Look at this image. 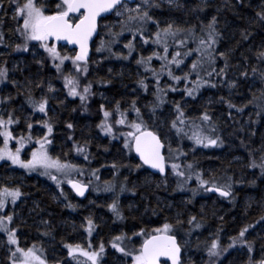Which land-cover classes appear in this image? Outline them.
Wrapping results in <instances>:
<instances>
[{
	"label": "trees",
	"instance_id": "16d2710c",
	"mask_svg": "<svg viewBox=\"0 0 264 264\" xmlns=\"http://www.w3.org/2000/svg\"><path fill=\"white\" fill-rule=\"evenodd\" d=\"M0 2L3 4L0 8V33L4 35V44L0 45V65L8 69V81L0 84V98L8 95L13 97L9 103L0 106V113L6 116L8 110L15 109L16 115L21 118L19 125H13L15 134H27V117L32 116L33 122L47 118L41 113H32L26 103L28 92L30 90L36 99L46 95L49 99L48 117L54 126L51 137L53 142L48 146L49 154L63 162L77 165L83 174L73 173L70 178L89 184L91 188L87 200L80 202L73 198L63 184V198L57 202L53 198V187L48 191L47 187L40 185L41 182L34 183L30 176L19 171L25 178V186L20 188L23 193L20 199H23V202L14 206L9 203L8 211H11L10 214L14 213L10 227L18 229L21 247L36 244L43 249L47 264H77L68 257L65 244H80L85 248L91 244V250H98L99 245L103 243L105 251L100 257V264H111L108 261L113 258L117 259L114 264H125L126 259L130 264V257H123L111 247L112 240L106 241V238L112 234L113 237L125 235L131 237V241H126L128 246L138 248L143 237L133 236V233L141 229L151 231L162 227L164 223H170L174 225L173 232L182 249L181 264H207V246H210L212 239L218 237L221 247H227L231 243L230 238L237 237L242 228L250 225L245 239L252 243L254 251L251 255L256 260L260 259L264 251V220L261 219L264 216V174L258 167H249V164L252 160L259 163L264 149V111L258 107L264 105V99L253 103L249 101L253 96L260 97L261 90L264 89V83L258 75L251 72L253 64L264 68V64L258 63L253 56L258 48L264 47V28L258 23H253L257 19L255 13L260 10L264 0H203V3L201 0H176L175 5H170L166 0L160 3L159 8L152 10V15L159 21H174L183 27L195 25L197 33L201 24L206 25L215 16L220 37L216 45L217 59L214 67L219 71L225 66V60L218 56L219 52L228 54L229 64L223 81L218 77L214 78L216 87L201 88L195 99L184 97L183 92L180 95V103L189 120L200 117L205 110L208 111L216 127L215 135H219L222 141L219 146H197L187 137L180 138L171 132L167 122L163 129L156 128L160 118L154 117L153 113L143 117L145 124L155 130L162 139L164 134L171 137L169 142L164 140L169 166L163 177L152 176L143 167H135L138 162L132 153L123 147L124 137L119 132L113 139L103 135L97 128L102 119L99 110L101 104L112 109L116 102L120 101L121 109L124 110L128 109V88L133 89L132 98L142 97V94L150 96L153 93L151 83L146 81L148 72L136 63L137 58L149 56L148 49H151L153 44L150 43L151 45L145 48L147 54L142 52L141 55H135L138 46H143V43L139 36L133 40L132 34L126 31L117 38V45H111L112 52L118 53L117 49H120L118 54L127 55L128 50L124 45L132 40L136 48L132 52L133 63L129 60L130 56L124 60L110 53L104 54L106 50L98 53L96 48L100 46L101 40L107 42L109 29H120L119 23L113 21L112 17L102 21L100 34L92 47L89 72L86 77H81V87L92 83V95L87 100L88 110L85 111L79 98L67 96L63 88V78L58 75L52 61L47 59V54L43 53L38 44H35V47L30 46L28 52L14 50L15 45L22 41L15 31L17 22L13 17L9 19L7 15L13 8L9 6V0ZM47 2L53 10L56 1ZM160 23L161 27L165 24ZM153 27L155 28V25H148L146 35ZM245 30L252 34L247 40H242L241 33ZM58 50L62 55H74V52L66 48L58 46ZM245 56L249 59L247 79L240 77V72L246 67ZM41 57H44V66L35 62ZM65 64L67 67L64 72L67 73L72 69V64L71 61H65ZM152 66L160 64L154 66L152 62ZM185 66L187 67L183 69L187 71L188 63ZM129 76L132 77L131 80L128 79ZM164 76L160 78L161 84L165 83ZM140 79H144L148 85L147 91L138 87L137 81ZM13 80L17 82V87H13ZM231 81H237L236 88H228L227 83ZM37 82H41L42 87H35ZM49 83L55 91L54 94L47 92ZM178 86L181 90L184 88L183 83ZM227 102L236 107L244 106V111L229 109ZM257 112L260 114L257 115ZM174 116L175 114H172V118ZM68 123L74 127L68 129ZM120 130L127 132L128 128L121 126ZM37 134L42 135L43 131L39 124L34 123V138ZM69 136L73 139H68ZM174 139L176 141L172 144ZM85 140L89 141L88 160L73 149L74 143L83 144ZM169 145L173 150L171 158ZM36 147L38 145L34 143L28 144L25 147V155L29 156ZM177 149L183 155H178ZM171 163L180 164L186 172L189 171L186 166L193 165L191 179L184 183L183 190L178 187L181 178L172 173ZM113 164H116L117 168L114 169ZM4 170L15 169L8 162L7 165L0 164V172ZM197 173L203 179L214 180L218 184L230 183L232 195L221 198L198 189ZM106 182L115 185L114 192L104 191ZM121 185L125 189L123 192L120 191ZM192 189H198L195 196ZM114 199L118 200L122 219H117L108 207ZM68 204L74 207L69 208ZM191 217H196V222L201 224L200 228L196 229L188 224ZM87 218H91L95 225L91 235L85 231ZM178 219L183 223L177 225ZM44 221L47 223H43ZM45 232L48 235H42ZM3 234L0 233V240L7 249V254L3 248L0 249V264H10ZM248 258L247 248L237 245L220 256L216 264H248Z\"/></svg>",
	"mask_w": 264,
	"mask_h": 264
},
{
	"label": "snow or ice",
	"instance_id": "6c2138e0",
	"mask_svg": "<svg viewBox=\"0 0 264 264\" xmlns=\"http://www.w3.org/2000/svg\"><path fill=\"white\" fill-rule=\"evenodd\" d=\"M170 5H175L176 0H168ZM203 3V0H201ZM9 6L13 8V20L17 22L15 29L22 43L15 45V51L28 52L31 47H35L32 42H36L43 53L47 54V59L52 61V66L56 69L59 76L63 78V88L66 90L67 96L79 98L81 107L87 111V100L92 95V83L84 84L81 88V77H86L89 72V43L94 35L98 34V19L103 18V14L114 13L119 18V32L111 31L109 35L112 37L109 41H100V46L96 48L97 52L108 51L111 55L118 59L127 60L134 51V44L129 40L124 47L128 50L127 55L112 52L111 45L117 42V38L123 35L124 32H130L133 40L139 36L143 44L149 43L155 45L159 50L147 57L141 56L136 60L137 65L144 68L145 72H150L156 82L154 93L155 101L151 105L153 113L161 105L165 104L166 96L169 91H182L184 96L195 99L200 89L203 87H216L213 82L214 78L218 77L221 81L224 80L226 70L229 67L228 54L219 52L220 59L225 60V66L219 71L214 67L217 59V42L220 33L216 28V17L205 25H200L199 33L196 31V26L183 27L176 24L174 21L166 22L163 27L158 19L152 15L154 8H159L160 4L156 0H141L135 7L129 6V0H57L55 9L49 8L47 0H9ZM3 7L0 2V8ZM256 20L253 23H258L264 28V3L260 5V10L255 13ZM153 24L156 27L154 32H148V25ZM107 27V25L105 26ZM252 33L246 30L241 33L242 40H247ZM60 42L64 45H72L71 49L74 55L61 54L58 50ZM239 44L240 41H237ZM4 44V35L0 33V45ZM191 45H195L192 47ZM7 46V45H5ZM251 51V49H249ZM35 55V54H34ZM195 55L196 59L192 60L187 71H184L182 65L185 60ZM253 56L255 60L264 64V47L258 48ZM160 61L159 69L152 66L153 60ZM65 61H71L72 69L67 73L64 68L67 67ZM245 69L240 72V77L247 79V65L249 59L244 57ZM37 64L44 66V57L35 61ZM208 69H211L210 71ZM181 71L182 75H177L176 72ZM251 72L258 75L260 81L264 83V68H258L255 64L251 65ZM167 75L172 83L166 88L161 87V76ZM194 79H190L193 77ZM207 77V78H205ZM8 81V69L0 65V84ZM183 82L184 88L179 89L178 85ZM13 87H17L16 81H11ZM31 85V82H29ZM138 87L147 91L148 85L144 79L137 81ZM228 88H236L237 81L227 83ZM35 87H42L41 82H37ZM54 91L51 83L48 84L47 92ZM13 97L11 95L0 98V106L9 103ZM223 99V98H221ZM264 99V89L261 90L260 97L253 96L249 103L256 100ZM26 103L32 109V113H41L46 119L36 120L33 122L32 116L26 118L27 134L21 132L15 134L13 125H19L21 118L16 115V110L7 111L6 116L0 113V161L10 162L12 166L22 168L27 172H39L40 175L48 177L57 188L66 180L71 188L78 196H84L89 184H84L78 180L70 178L73 173L83 174L82 170L75 164L61 161L60 158H53L48 151V146L52 144V134L54 126L51 118L48 117L49 99L46 95H42L39 99L33 97L29 90L26 97ZM63 103V101H61ZM175 116L170 121V129L174 130L178 137H187L192 140L195 145L207 147H217L222 143L219 135H215L216 127L212 123V118L208 111L205 110L200 117L189 120L179 101L173 102ZM229 109L236 108L237 112H243L244 106L236 107L231 102H227ZM246 106V105H245ZM261 111H264V105H258ZM102 119L97 128L105 136L116 138V133L119 132L124 137L123 147L129 151H135L141 163L135 165L137 169L143 166L158 171L162 176L166 173L167 161L163 154L165 143L160 135L155 131L149 130L148 126L142 119L140 108L137 107L136 100L131 102L129 109H121V102L117 101L112 109H108L104 104L100 105ZM135 113V119L129 121L128 113ZM260 112H257L259 115ZM197 120L199 122H197ZM34 123L40 125L43 134H37L34 138ZM121 126H125L130 131H121ZM68 129L74 126L71 123L66 124ZM68 139H73L69 136ZM15 142V149L9 147L12 142ZM34 143L38 147L31 151L30 158L22 159L21 153L24 151L27 144ZM89 141L85 140L83 144L76 142L73 144V149L77 154L84 156L85 160L89 159L87 152ZM169 153L173 152L169 145ZM178 155H183L176 150ZM178 158V156H177ZM112 167L117 168L116 164ZM172 173L181 178L178 181V187L183 190L184 183L191 179L192 164L186 167L189 171L182 170L178 163H171ZM249 167L259 168L264 174V149L260 157V162L256 163L252 160ZM95 175V172H93ZM98 179V177H97ZM198 189H203L204 192H216L221 197H230L232 195L230 183L218 184L214 180H205L199 173L196 174ZM231 178L229 177V180ZM198 189H192V194L195 196ZM125 189L120 186V191ZM104 191L114 192L115 185L106 182ZM64 193L61 192V195ZM23 195L19 187H9L0 185V233L6 236V244L9 252L8 259L10 264H47L44 257L43 249L33 244L31 247H21L18 240V229L10 227L14 220L13 214H5V209L10 203L15 205ZM67 207L74 206L68 204ZM117 219H122L119 209L118 200L114 199L108 206ZM264 220V216L261 217ZM43 223H47L44 221ZM181 220H177L176 224H182ZM85 231L91 235L95 225L91 218L86 219ZM188 224L196 229L201 227L199 222H196V217H191ZM246 226L242 228L237 237H232L231 243L227 247H221L219 239H212L210 246H207V256L209 260L207 264H216L217 259L227 252L230 248H235L237 245L246 247L249 253L248 264H264V251H262L260 259L256 260L251 255L254 251L252 243L245 239V234L248 231ZM174 225L164 223L162 227H158L148 231L141 229L139 232L133 233V236L143 237L140 246L129 247L126 241H131V237L125 235H117L111 241V247L123 257H130V264H181V246L177 241V237L173 232ZM42 235H48L47 232ZM68 257L77 260V264H100V257L103 255L105 248L104 244L99 245L98 250H91L92 245L87 248L80 244H65ZM77 255L84 257L83 261L78 260ZM125 264H128L126 259Z\"/></svg>",
	"mask_w": 264,
	"mask_h": 264
},
{
	"label": "rangeland",
	"instance_id": "374dc122",
	"mask_svg": "<svg viewBox=\"0 0 264 264\" xmlns=\"http://www.w3.org/2000/svg\"><path fill=\"white\" fill-rule=\"evenodd\" d=\"M49 1H52V0H49ZM56 2H57V0H55ZM164 1H166V0H156V2L157 3H164ZM141 2V0H139V1H137L136 2V4L137 3H140ZM136 4H134V5H132V6H130V7H135L136 6ZM55 9V5L53 6V10ZM7 13V12H6ZM13 11L12 10H10V12H8L7 13V15H8V18L9 19H11L12 17H13ZM112 19H113V21H117L116 23H119V18L113 13V15H112ZM160 22H162V24H164V23H166V21H164L163 19H161L160 20ZM156 28V27H155ZM155 28L153 27V29H151L150 30V32H149V34L151 33V32H153L154 30H155ZM120 31V29L119 30H116L115 32H119ZM110 39H112V37L108 34V36H107V41H109ZM34 45L35 44H37L36 42H32ZM143 43V42H142ZM116 45H117V43H116ZM149 45H151L150 43L149 44H147V45H145V44H143V46H138V50H136L137 51V53L138 54H143L142 52H144L145 54H147V47L149 46ZM122 46V45H121ZM146 48V49H145ZM117 49V48H116ZM136 48H134V50H135ZM149 50V55H151L152 53H153V51H158L159 49L155 46V45H153L152 46V48L151 49H148ZM116 51V50H115ZM117 52L119 53L120 52V49H117ZM122 52V51H121ZM99 53V52H98ZM104 54H109V52H107V51H105L104 52ZM157 70L159 69V66H156L155 67ZM182 68H184V66H182ZM176 74L177 75H182L183 73L181 72V71H177L176 72ZM147 75H148V77L146 78V81L147 82H150L151 83V86H152V90H153V93L149 96V95H147V94H142V97L140 96V97H137V98H131L130 97V95H132L133 94V90L132 89H130V88H128V108H130V105H131V102L133 101V100H136V102H137V106H139L140 108H141V111H142V115H143V117H145V116H149V115H151L152 113H153V111H152V109H151V105L154 103V101H155V97H154V93H155V89H156V82H155V80H154V78L152 77V75H151V73L150 72H148L147 73ZM165 83H162V84H160V86L161 87H167L168 85H170L171 83H172V81H170L169 80V78L167 77V75L165 74ZM131 76H129V80H131ZM191 79V78H190ZM134 81V80H133ZM181 83H183V82H181ZM48 87V86H47ZM179 87V86H178ZM82 88V87H81ZM181 92L182 91H176V92H171V91H169L168 93H167V96H166V103L165 104H163V105H161L159 108H157L156 110H155V113H153V116L154 117H156V118H160L159 119V121H158V123L156 124V128H158V129H163L164 128V126H165V124H166V122H167V125L170 127V121L173 119L172 118V114H175V112H174V106H173V102H175V101H179L180 102V100H181ZM53 94L55 93V91H53L52 92ZM172 130V129H171ZM128 131H130V129L128 128ZM165 133H166V131H164ZM171 132H173V133H175V131L174 130H172ZM166 134H168V133H166ZM164 137H163V140H166L167 142H169L170 140H171V137H169L168 135H163ZM176 140L174 139V140H172V144L175 142ZM13 143H15L14 141H13ZM10 144L9 145V147L10 148H12L13 150L15 149V146L16 145H14V144ZM28 146V144L26 145V147ZM197 146H199V145H197ZM129 151V150H128ZM27 152H26V149H24V151L21 153V157H22V159H28V158H30V154H29V156H27V155H25ZM58 154V152H56V154L55 155H57ZM53 158H54V156H53ZM2 163H5L6 165L8 164V162L7 161H0V164H2ZM10 166L12 167V168H14L15 170H4V171H1L0 172V185H6V186H9V187H19V188H21V187H23V186H25V184H24V181H25V178L23 177V174H21V173H19V171H23V173H25V174H27V175H34V174H36V175H38L41 179L43 178V179H45L46 178V176H42V175H40L39 174V172H27L26 170H24V169H22V168H19V167H15V166H12L11 164H10ZM168 168V167H167ZM53 183V182H52ZM54 184V186L56 187H54V195H53V198H54V200L55 201H57L58 200V194H61V192H62V188L60 187V188H57V186H56V184L55 183H53ZM64 184V185H63ZM67 181H64L62 184H61V186L63 185V186H67ZM21 198V197H20ZM23 202V199H19L16 203L19 205V204H21ZM58 202V201H57ZM89 204H90V201L88 202ZM8 209H9V207H8V205H7V207H6V211H5V214H7V213H9V212H11L10 210L8 211ZM130 209H132V208H130ZM107 210H108V208H107ZM131 231V230H130ZM129 233H132V232H129ZM3 236L6 238V236H5V234H3ZM109 238H111V239H109ZM109 238L107 237L106 238V241L107 240H112L113 239V234L112 235H109ZM142 242V241H141ZM140 242V243H141ZM82 247H84V245H81ZM139 246H140V244H139ZM1 248H3V250H5L6 251V254H7V249L4 247V245H2V242H1V240H0V249ZM77 258H78V260H80V261H83L85 258L84 257H80V256H78L77 255ZM75 263H77V260L76 259H72ZM115 261H117V259H115V258H113V260H109L108 262H110L111 264H114V262ZM115 264H117V263H115Z\"/></svg>",
	"mask_w": 264,
	"mask_h": 264
},
{
	"label": "flooded vegetation",
	"instance_id": "af4514ba",
	"mask_svg": "<svg viewBox=\"0 0 264 264\" xmlns=\"http://www.w3.org/2000/svg\"><path fill=\"white\" fill-rule=\"evenodd\" d=\"M193 47H195V45H193ZM135 55H141V54H138V53H135ZM133 59H134V55H133V53H132V55L130 56V58H129V60H130V62H132L133 63ZM137 59H139V58H137ZM136 59V60H137ZM194 59H196V56L195 55H193V56H191V57H189V58H187L186 60H185V64H187L188 63V67L191 65V63H192V60H194ZM130 62H128V63H130ZM153 63H154V66L155 65H158V64H160V61H158V60H153L152 61ZM185 64L184 65H182V66H184V67H187V66H185ZM191 79H194V76L193 77H190ZM131 83L130 84H132V81H130ZM131 89V88H130ZM133 90V89H132ZM130 97L132 98V95H130ZM185 97V96H184ZM138 108H140L139 106H137ZM129 109V108H128ZM140 110H141V108H140ZM141 114H142V111H141ZM133 116H135V113L134 112H132V111H129V113H128V118H131V120H132V117ZM142 119H143V121H144V118H143V115H142ZM130 120V121H131ZM147 120V119H146ZM149 128V127H148ZM149 130H151V131H155V130H153V129H151V128H149ZM156 132V131H155ZM33 181H34V183H36V181H39V182H41L42 184H40L41 186H43V187H47V190L49 191L50 189V187L52 188L53 187V185H52V181L48 178V177H46L45 179H41L38 175H36V174H34L33 176H31L30 177ZM44 183V184H43ZM68 185L69 184H67V186L65 187L64 186V188H66L67 190H68V192L71 194V192L69 191V189L67 188L68 187ZM62 192H63V190H62ZM72 195V194H71ZM58 202H60V200H61V198H63V195H61V194H58ZM74 198V197H73ZM75 199V198H74ZM76 200V199H75ZM81 202H83V201H81ZM7 214H10V213H7Z\"/></svg>",
	"mask_w": 264,
	"mask_h": 264
},
{
	"label": "water",
	"instance_id": "95a60500",
	"mask_svg": "<svg viewBox=\"0 0 264 264\" xmlns=\"http://www.w3.org/2000/svg\"><path fill=\"white\" fill-rule=\"evenodd\" d=\"M135 1H136V0H129V4H133ZM109 15H111V14H103V18H105V17H107V16H109ZM100 19H102V18H100ZM100 19H98V22H99ZM96 37H97V34L94 35L93 39H92V40L90 41V43H89V49H90V50H89V57L91 56V46H92V43L94 42V40L96 39ZM59 45H60V46L64 45V42H60ZM64 47H67L69 50H71V49L73 48L72 45H67V46H64ZM162 151H163V154H164V149H163ZM133 152H134V155H135L136 159L140 162L139 157L137 156V154L135 153L134 150H133ZM140 163H141V162H140ZM145 167L147 168V170L149 171V173H151V174H153V175H161L158 171L153 170V169H150V168H148V166H146V165H145ZM69 188H70L71 192L75 195V197L78 198L79 200H85V199L87 198V196H88L89 188H88L87 191L85 192L84 196H78V195L76 194V192L71 188V186H69ZM208 193L211 194V195H215V196L221 197V196H219V194L216 193V192H208ZM222 198H225V197H222ZM168 264H171V262L169 261Z\"/></svg>",
	"mask_w": 264,
	"mask_h": 264
}]
</instances>
